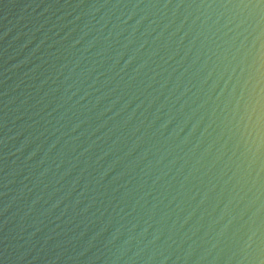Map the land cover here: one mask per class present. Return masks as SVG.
Here are the masks:
<instances>
[{
  "label": "water",
  "instance_id": "1",
  "mask_svg": "<svg viewBox=\"0 0 264 264\" xmlns=\"http://www.w3.org/2000/svg\"><path fill=\"white\" fill-rule=\"evenodd\" d=\"M0 264H264V0H0Z\"/></svg>",
  "mask_w": 264,
  "mask_h": 264
}]
</instances>
